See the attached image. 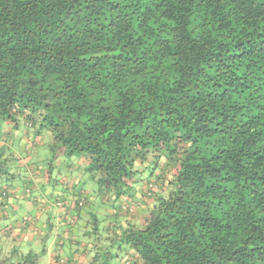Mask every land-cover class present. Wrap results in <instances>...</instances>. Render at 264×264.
Listing matches in <instances>:
<instances>
[{"label": "trees", "instance_id": "1", "mask_svg": "<svg viewBox=\"0 0 264 264\" xmlns=\"http://www.w3.org/2000/svg\"><path fill=\"white\" fill-rule=\"evenodd\" d=\"M43 134L39 170L14 145ZM18 159L58 167L62 198L26 196L84 264H264V0H0V176L26 191Z\"/></svg>", "mask_w": 264, "mask_h": 264}, {"label": "crops", "instance_id": "2", "mask_svg": "<svg viewBox=\"0 0 264 264\" xmlns=\"http://www.w3.org/2000/svg\"><path fill=\"white\" fill-rule=\"evenodd\" d=\"M26 137L27 135H22L21 139L18 140L19 142L16 141L17 145H14V150L18 152H25V153L28 152V155H26L25 161H29L33 153V152H29L26 150L28 149L27 147L29 146V143L31 141H33V146L29 148L34 150V146L36 145L35 155L39 154L40 152L48 153L47 151L48 149L41 142L40 138H33L31 136L30 142H29V141H26ZM15 192L16 191H14V195H12L10 198L0 196V209L2 211L0 214V246H2V249L4 251L3 254L9 253L14 247H18L21 251H23V248L20 246H22L24 242L26 241L25 238H27L30 242L31 241L33 242L31 245H29V249L27 248L28 251L33 250L34 248H31V247L34 245V243H36V240L38 241L42 240V237L45 234L49 233L48 231H42L40 229V223L42 222L44 224L47 223L51 230H55L57 227L62 225L60 222L61 215H58V214H56L57 216H59L58 219L56 220L57 226L52 224V222L50 221L51 215H49L50 205H47V204L37 206L38 211H39L38 217H37L38 222L34 221L32 218L29 217L28 220H24L23 224L21 225L18 219H12L10 213L5 212L6 210L10 208L11 203H13V205L16 207V206H21V204L24 201L26 204L27 203L26 200L27 201L32 200L31 198H28L26 195H23L22 192L20 191L16 193ZM49 197L50 196L48 195V193L44 191L39 196L38 201L39 200L43 201L45 199H48ZM12 199H14L15 201L13 202ZM97 199H94L93 201L96 203ZM4 200L7 205H1L3 204ZM11 210H14V209L11 208ZM31 226L32 228L30 229ZM77 231L78 230L76 228H73L71 230L68 228V231H65V233H67V237H64L63 235L58 236L59 240L57 242V246L59 248L60 255L65 256L66 258H71L72 261L70 264H84V260H85L84 257L79 258V256L81 255V252L76 250L78 248L75 246L72 247V245L74 244L77 245L76 243H77V240L79 239V237L76 234ZM16 232H19V233L22 232L23 235H17L15 237H12V234L13 233L15 234ZM49 252H50V247L48 249V252L45 254L43 258V261H44L43 264H58L56 254L53 252H50V253Z\"/></svg>", "mask_w": 264, "mask_h": 264}, {"label": "rangeland", "instance_id": "3", "mask_svg": "<svg viewBox=\"0 0 264 264\" xmlns=\"http://www.w3.org/2000/svg\"><path fill=\"white\" fill-rule=\"evenodd\" d=\"M3 128L4 127H2V129ZM26 141L30 142V136L26 137ZM41 142L43 144H45L46 148L48 149L47 151L50 152V150H49V134H43ZM31 146H33V141H31L29 143V146L27 147L28 149H26V150L29 152H33L31 158L35 159L34 160L35 164L37 165V168L39 170H44L45 168H47V164L50 162H52L53 165L54 164L55 165L61 164L59 162L62 159L61 157L55 159L54 156L52 154H50L49 159H48V154H46V152H40L37 156V154L35 155L36 145L34 146V150L29 148ZM47 159H48V161H47ZM2 165L4 166L5 164L3 163ZM16 165H17L16 171H18L20 174H22L21 175L22 180H24V179L26 180V177L24 176L25 173H28L31 176L32 180L30 182L31 187L25 191L26 184L20 182V184L18 185V182H19L18 177H16V179L13 180V179H9L8 177L0 176V186L1 187H6V188L9 187V189H11L12 187L16 188V189H11L12 195H13L14 191H17V192L20 191V192H22L23 195H30L31 194L30 191H33L32 194L36 195V194H40L39 188H41V191L47 192L49 196L54 195L53 197L49 198L50 200L58 198V196H59V198H62L61 191H62L63 187L61 186V184L64 183V180H63L62 175L58 174V167H56V169H54V171H53V174L51 176H49L52 178V180L50 182H48L44 179L40 180L38 178H33L31 173H29L26 169V167L28 165L23 164V159H18ZM12 170H13V168H12ZM64 173L67 174L66 171H64ZM9 174H11L10 169H9ZM73 179H75V177H73ZM13 182L15 183L16 186L13 184ZM53 182H55V183H53ZM58 182L60 184H58L56 186L55 184ZM27 183H28V180H27ZM84 184H86L88 191L90 193H93L94 196H100V194H98L99 192H97V190H96V188H97L96 183L90 177H88L86 175H81L80 178L77 179L76 188H79V187L82 188V187H84ZM36 188H38V190H36ZM58 191H60V193H58ZM56 193H58V194H56ZM12 201L14 202L15 200L12 199ZM26 202H27L26 204L24 201L21 204V206H16V207L13 205V203H11L10 208L5 211L6 213H8V212L10 213L12 219H18L19 223L21 225L23 224V221L28 220L29 217L32 218L34 221L38 222V218H37L38 212H39L38 208H37L38 205H36L33 202V200H29V201L26 200ZM6 207H8V206H6ZM50 207L53 208L55 206H50ZM11 208L14 210H11ZM1 212L2 211L0 209V214H1ZM50 221L52 222L53 225L57 226L55 216H53L50 219ZM31 228H32V226L30 227V229ZM40 229L42 231H48L49 233L45 234L42 237V240H40V241L36 240V243H34V245L31 248H34L33 249L34 251L41 252L44 249V246H46L48 244L50 247V252L56 253V252H54V249H56V245H57V242L59 240L58 236L63 235L64 237H67V233H65V231H68L66 224L62 223V225L57 227L55 230H51L47 223L44 224L42 222V223H40ZM11 230H13V229H11ZM17 235H23V233L22 232L21 233L16 232L15 234L13 233L12 237H15ZM25 240L26 241L24 242V244L22 246H20V245L19 246L23 248L24 252H28L29 245H31L33 242L32 241L30 242L27 238H25ZM54 243H55V246H54ZM0 247L2 248V246H0Z\"/></svg>", "mask_w": 264, "mask_h": 264}]
</instances>
